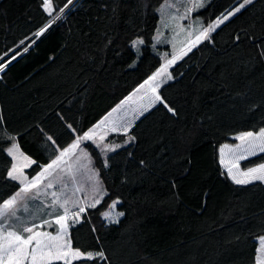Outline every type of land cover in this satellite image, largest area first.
Wrapping results in <instances>:
<instances>
[{"label":"trees","instance_id":"16d2710c","mask_svg":"<svg viewBox=\"0 0 264 264\" xmlns=\"http://www.w3.org/2000/svg\"><path fill=\"white\" fill-rule=\"evenodd\" d=\"M164 1L52 0L49 15L42 0H0V62L7 65L0 71V204L22 188L8 176L10 137L35 157L28 169L34 176L161 66L169 45H155V36ZM241 1L211 0L198 14L210 24ZM65 8L32 48L8 62L13 48ZM171 71L160 89L165 102L128 133L109 136L120 144L115 151L90 145L106 193L71 227V238L104 259L72 264L256 263L264 182L234 183L219 147L264 129V0H252ZM261 162L264 152L241 163ZM115 199L123 215L108 222L102 214Z\"/></svg>","mask_w":264,"mask_h":264},{"label":"snow or ice","instance_id":"6c2138e0","mask_svg":"<svg viewBox=\"0 0 264 264\" xmlns=\"http://www.w3.org/2000/svg\"><path fill=\"white\" fill-rule=\"evenodd\" d=\"M42 3L49 15H52L54 11L52 0H42ZM68 3H72V0H68ZM251 3L252 0H242V3H240L234 10L227 11L221 18H218L215 22L209 24L208 27L203 28V30L196 35L195 40L192 41V46H195V44L201 40L210 39V33L214 31L216 27L223 24L230 16L240 12L241 9ZM66 6L67 5H65V7ZM197 6H200V0H197ZM59 11L62 12L63 9H59ZM56 19H59V16L53 17V22ZM44 31H46V28H42L40 32L36 33V35L40 36ZM143 43V40H134L132 42V47L137 48L138 45ZM25 51H27V49H25ZM181 54H184L183 50ZM177 58L178 57L173 56L171 60H168L166 64L162 66L161 69L140 85V88H144L145 85H148L151 92L154 94L149 101L150 104L157 101L163 103L162 97L155 94L156 89L159 87L155 81L158 76L166 73L168 65L174 63ZM13 59H15V57H13ZM10 62L11 61H9V63ZM6 66L7 65H0V71H3ZM168 78L171 79L170 74L168 75ZM129 99H131V97H129ZM168 110L174 111L172 108H168ZM113 111H116V109H113ZM110 115L111 113H109V116ZM107 119L108 118L105 117V120H102L96 128L99 129L102 125H104ZM116 130L117 125L113 122L111 131ZM124 130L125 132L127 131V125L124 126ZM97 135L98 133L95 130H90L89 132H85L82 137H77L72 144L61 151L60 155L57 156L56 159L52 160V162L47 165L43 172L31 180H28V178L23 175L21 168H18L16 164H12L10 170L8 171V176L11 179L19 180L23 184V187L11 198L4 200L3 203L0 204V264H56L58 261H62L63 264H72L73 260H92L97 257L104 259L102 251L95 254L91 252L83 253L78 248L74 249L72 247L69 232V220L72 221V225L74 226V224L79 220L80 213L85 211V207L80 206L77 208V211L71 212V210L66 206L69 203V199L65 198L63 202H60L59 196L56 192L51 193L53 199L51 204L48 206L50 209V215L53 217L52 220L44 219L41 224H32L31 226L24 224L19 228L16 227L15 223L12 225H5L4 223V220L7 217L15 216V212L11 210L14 208L18 198H20L22 194H24L26 199L38 200L40 196L39 187L41 182L45 178L52 176L54 170L60 167L63 158L75 153V151L80 147L82 141H93ZM10 139L14 138L10 137ZM48 139L51 140L52 138L48 137ZM104 139V135H99V140L101 142H103ZM131 139H134V137H129V140ZM237 139H239L242 143L236 145L235 149H232L229 145H224V147L220 149L222 154L225 153V150L227 149L231 155L230 160H225L223 156L221 159L222 163L230 165L228 167V174L237 184L249 183L251 180H264V164L255 168H248L244 172L233 173V168H239L238 161L246 159L247 155L255 154L257 148L259 151L264 152V130L255 134L252 132H245L237 137ZM99 146L100 145H98V147ZM119 146L120 145H113L110 143L104 144L102 146V150L104 152L115 151V149ZM7 152L9 155L13 156L14 159L17 154H19L25 161H28V157L23 156V154L19 152V145L15 142H13L12 146L7 149ZM84 156H87V153H84ZM106 163L107 162L105 161V166ZM46 187L53 188L54 184L49 182ZM94 190L97 192L100 191L99 182H97V186ZM77 191H79V189H77ZM99 203L100 198H96L88 205V207H95ZM116 203H118V201L113 202V204L110 205V209L115 208ZM77 204L78 202L76 201L72 202L73 207H77ZM102 215L105 218H108L110 217L111 212H104ZM117 215H123V213H118ZM53 223L58 225L54 234L49 231L36 230L43 228L45 225L51 226Z\"/></svg>","mask_w":264,"mask_h":264},{"label":"rangeland","instance_id":"374dc122","mask_svg":"<svg viewBox=\"0 0 264 264\" xmlns=\"http://www.w3.org/2000/svg\"><path fill=\"white\" fill-rule=\"evenodd\" d=\"M210 1L211 0H200V6H197V0H165L160 5V7H159L160 20H159V25H158L156 36H155V45L168 44L169 47L161 50V54L164 56V59H163V63L159 67V69H161L162 66H164L168 60H171L173 56H176L178 58L175 60L174 63L168 65V67L166 69V73L157 77L155 83L158 84L159 87L163 83H165L166 81L170 80L168 78L169 74L172 78V71H171L172 66H174L185 54H187L190 50H192L195 46H197L200 42H202V40H201L200 42L196 43L195 46H192V41L195 40L196 35H198L199 32L201 30H203V28H206L209 25V24H205L203 17L201 15H199L198 12L203 7H205ZM240 3H242V1L239 2L237 5H235L233 8H231L230 10H234L236 7L239 6ZM62 12L64 14L65 9H63ZM62 12L59 11L58 13L53 15V17H56L59 14H62ZM225 13H223V14H225ZM223 14L220 15L219 17L215 18V20H213L211 23L215 22L218 18H221L223 16ZM235 14H237V13H235ZM234 15L230 16L229 19L232 18ZM53 17H52L50 23L53 22ZM198 22H202V23H198ZM218 27H216V28H218ZM138 39L144 41V39L142 37H139L136 40H138ZM142 45L143 44L138 45L136 50L140 51ZM182 50L184 53L183 55L181 54ZM0 65H3V63L0 62ZM4 65H5V63H4ZM159 87L156 89L155 94L158 93ZM153 95L154 94L151 92L148 85H145L144 88L138 87V88H136V90L134 91L132 96H130L131 99L128 98L127 100H125V102L119 106L118 110L115 111V114L120 115V113L123 111L126 114L127 113L132 114V112H134V114L135 113L138 114L141 111V109L138 110L139 102L140 101L143 102L145 97H149L151 99L153 97ZM150 99H149V101H150ZM136 116L137 115H130L132 120L135 119ZM127 129H128V127H127ZM262 130H264V129H262ZM120 131H125L124 127H121V130L117 129L115 132H112V133H122ZM260 131H258V132L245 131V132H252L255 134V133H259ZM245 132H242V133H245ZM112 133H110V134H112ZM242 133H239V135H235L233 137V141H230L228 143L226 142L227 144H225V145H229V146H231L232 149H235L236 145H239L242 143L239 139H237V137H239ZM98 134L102 135L101 132H98ZM99 135L97 136L98 137L97 146L100 145L99 148L101 150H102V146L104 144L110 143V144L115 145L114 143H112L110 141L104 140L103 142H101L99 140ZM105 136H107V135H105ZM12 144L9 145L7 147V149L10 148L12 146ZM223 147H224V145L222 146V148ZM257 151H259L258 148H257L256 152ZM19 152L22 153L23 156L28 157V161H25L22 156L17 154L16 158L15 159L13 158V164H16L18 168L22 169L23 175L26 176L28 178V180H31L32 178L39 175L41 172L38 174H35L34 176L30 175L28 169L33 165V162L31 161L30 157L27 156V154H25L21 150H19ZM110 152L111 151H108L105 153L107 155ZM78 154H80V153H78ZM223 154L222 155H223V158L225 160L231 159V155L227 149L225 150V153H223ZM251 155H247V157H249ZM82 162L84 164L83 170L86 172V178L84 179L85 180L84 182H82V181L76 182L74 177H73L72 171L69 168H67L65 165L60 166L59 168L54 170L52 176L45 178L41 182L40 187H39L40 196H39L38 200L26 199L24 197V194H22V196L20 198H18L16 205L11 210V211L15 212V216L14 217H7L4 220L5 225H12L13 223H15L16 227L19 228L20 226H22L24 224H27L28 226H31L32 224H40V222H42L44 219L52 220L53 217H52V215H50V209L48 208V206L52 202L53 197L51 196V193H53V192L57 193V195L59 196L60 202H63V200L65 198L69 199V203L66 206L71 210V212L77 211V208L80 206L85 207V211L80 213L79 220L75 224L79 223L82 220L83 215L88 208V205L91 204L93 202V200L96 198H100V201H101L103 199L105 193H106V189H105V186H104L102 179L99 175V172L92 162L91 154L88 153V158L84 159ZM241 162H242V160L238 161L239 168L238 169L233 168V173L235 171L236 172H240V171L243 172V167H242ZM25 165H27V166H25ZM227 165L230 166L229 164H227ZM80 179H82V178H80ZM49 182H52L54 184L53 188H47L46 187ZM97 182H99V187H100V191H98V192L94 190L95 187L97 186ZM22 187H23V184H22ZM77 189H79V191H77ZM73 201L78 202L77 207H73V205H72ZM115 201H118V203H119V199H115L111 202L110 205H112L113 202H115ZM118 203H116L115 208L110 209V206H109L104 211V212H109V211L111 212L110 217L105 218L103 216L108 222L118 221L121 218L122 215H119V216L117 215L118 213H122L118 209ZM69 224H70L69 232H70V238H71V227L73 226L71 220H69ZM57 227H58V225H55L53 223L51 226L45 225L43 228L36 229V230L49 231V232H53V234H54L55 229ZM71 243H72V238H71ZM72 247L74 249H76L73 246V244H72ZM259 264H264V261L261 260Z\"/></svg>","mask_w":264,"mask_h":264},{"label":"crops","instance_id":"0c3cea01","mask_svg":"<svg viewBox=\"0 0 264 264\" xmlns=\"http://www.w3.org/2000/svg\"><path fill=\"white\" fill-rule=\"evenodd\" d=\"M52 19V18H51ZM51 19L49 20V22L51 21ZM49 22H47V23H49ZM42 28H46V30H47V28H48V26H43ZM42 28H40L38 31H36L34 34H32L31 36H29V37H27L25 40H23L21 43H19L15 48H13L11 51H10V53H12L11 54V58L9 59V61H11V62H13L15 59H17L19 56H21L23 53H25L26 51H25V49H27V51L30 49V48H32L34 45H35V43L37 42V40L46 32V31H44L43 32V34L42 35H40V36H37L36 35V33H38V32H40V30L42 29ZM31 37H33V39L31 40V41H29V39L31 38ZM28 41V42H27ZM25 42H27V44L24 46V48H22L21 50H19L18 52H16V53H14V51H15V49L18 47V46H20V45H22V44H24ZM13 57H15V59H13ZM8 61V62H9ZM7 62V63H8ZM10 62V63H11ZM6 64V63H5ZM4 65V64H3ZM159 69V68H158ZM157 69V70H158ZM157 70H155V72L157 71ZM155 72H153V74L155 73ZM153 74H151L150 76H152ZM149 76V77H150ZM148 77V78H149ZM148 78H146L145 80H147ZM173 79V76H172V78L170 79V80H172ZM144 80V81H145ZM144 81L141 83V84H143L144 83ZM169 81V80H168ZM167 82V81H166ZM165 82V83H166ZM141 84H139L136 88H138V87H140V85ZM164 84V83H163ZM162 84V85H163ZM162 85L159 87V89H158V95L159 96H161L162 97V95H161V93H160V89H161V87H162ZM136 88L132 91V92H130L123 100H121L116 106H114L113 108H111V110H109L107 113H105L104 115H102V116H100V117H97L96 119H95V121L85 130V132H89L90 130H95L97 133L98 132H101L102 133V135H104V137H105V141H110V142H112V143H114L115 145H120L119 143H116V142H114L112 139H110L109 138V135H111L110 133H112V132H115V131H111V127H112V124H113V122H115V124L117 125V129L118 130H121V127H124L125 125H128L127 127H128V129H127V131L125 132V131H120V132H122V133H127V132H129L132 128H133V126L135 125V123L143 116V115H145L149 110H151L154 106H156L158 103H160L159 101H157V102H155V103H153V104H150L149 103V97H145V99L143 100V102L142 101H140L139 102V106H138V110H140L141 109V111L138 113L137 111V113L138 114H134V112H132V114L131 113H125L124 111L123 112H121L120 113V115H117V114H115V111H113V109H116V111L118 110V108H119V106L122 104V103H124L125 102V100H127L130 96H132V94L134 93V91L136 90ZM162 100H163V102H165V100L163 99V97H162ZM128 110V109H127ZM109 113H111V115L109 116ZM130 115H137L136 116V118L135 119H133L132 120V118L130 117ZM105 117H107L108 119H107V121H105V123H104V125H102L99 129H97L96 128V126L98 125V124H100V122L102 121V120H105ZM68 124V126H69V128L70 129H72V130H75L76 129V127L74 126V124L73 123H71V122H68L67 123ZM85 132H83L82 134H79L77 137H82L83 135H84V133ZM45 133V137L46 138H48V137H51L52 139L51 140H53L54 141V137H53V135L51 134V133H49V132H47V131H45L44 132ZM242 133V132H241ZM99 135V134H98ZM97 135V136H98ZM105 135H107V136H105ZM236 135H239V133L238 134H236ZM95 137L94 138V140L93 141H82L81 142V144H80V147L75 151V153H73L72 155H70V156H66V157H64L63 158V160H62V162H61V165L60 166H63V165H65L67 168H69L71 171H72V173H73V177H74V179H75V181L76 182H80V181H82V182H84L85 180V178H86V172L83 170V168H84V164H83V160L84 159H87L88 158V153H90V145L91 144H94V145H96L97 146V142H98V137ZM235 136V135H234ZM233 136V137H234ZM76 137V138H77ZM75 138V139H76ZM75 139L70 143V144H72L74 141H75ZM13 142H15V143H17L18 145H19V150H21L22 152H24L25 154H27V151L21 146V143H20V141H19V139H18V137L17 136H15L14 137V139H13ZM12 142V143H13ZM228 143V142H227ZM227 143H224V144H222L220 147H219V156H220V161H221V159H222V156L224 155H222V153H221V151H220V149L222 148V146L223 145H225V144H227ZM69 144V145H70ZM68 145V146H69ZM68 146H66V147H64V148H61L60 150H59V153H58V155L57 156H59L60 155V153H61V151H63V149H65V148H67ZM261 151H257L255 154H252L251 156H253V155H256V154H258V153H260ZM78 153H80V154H78ZM84 153H87V156H84ZM27 156H29L30 157V159H31V161L34 163L35 161H36V159H35V157H33V156H31V155H29V154H27ZM56 156V157H57ZM251 156H249V157H251ZM56 157L55 158H53L52 160H54V159H56ZM249 157H247V158H249ZM91 158H92V156H91ZM246 158V159H247ZM52 160L49 162V163H46V164H43V167H42V169L38 172V173H40V172H42V171H44L45 170V168L47 167V165H49L51 162H52ZM243 161V160H242ZM92 162H93V159H92ZM222 163V162H221ZM94 164V163H93ZM261 164H264V162H261V163H259V164H257V165H253V166H250V167H243V172L244 171H246L248 168H255V167H258L259 165H261ZM222 165H223V167H224V169L226 170V172L228 173V165L226 164V163H222ZM95 166V165H94ZM241 172V171H240ZM37 173V174H38ZM234 173H236V171L234 172ZM229 175V174H228ZM229 177H230V175H229ZM80 178H82V179H80ZM230 179L235 183V181L230 177ZM254 181H259V180H251V182H254ZM260 181H263L264 182V180H260ZM251 182H249V183H251ZM237 184V183H236ZM245 184H248V183H245ZM14 195V194H13ZM12 195V196H13ZM11 196V197H12ZM11 197H9V198H11ZM8 198V199H9ZM42 222H40V224H41ZM255 240L257 241V248H256V263L255 264H259L260 263V261L261 260H263L264 261V234L263 235H260V236H256L255 237ZM73 244V243H72ZM77 249V248H76ZM79 249V248H78ZM80 250V249H79ZM81 252H83V253H88V252H84V251H82V250H80ZM89 252H91V253H93V254H95V253H97V252H95V251H89ZM228 255V254H227ZM232 256H235V255H232ZM222 258H226V259H228V260H223L224 262H241V260H239L238 259V257H230V256H225V257H222ZM73 261H75V260H73ZM72 261V262H73Z\"/></svg>","mask_w":264,"mask_h":264},{"label":"built area","instance_id":"2783aa9c","mask_svg":"<svg viewBox=\"0 0 264 264\" xmlns=\"http://www.w3.org/2000/svg\"><path fill=\"white\" fill-rule=\"evenodd\" d=\"M69 6H70V5H69ZM69 6H68V7H69ZM68 7H67V8H68ZM67 8H65V10H66ZM62 15H63V12H62V14H59V15H58L59 18H60ZM57 20H58V19H56V20H55L54 22H52V23L49 22V23L47 24V26H49V25H51V24H54Z\"/></svg>","mask_w":264,"mask_h":264}]
</instances>
